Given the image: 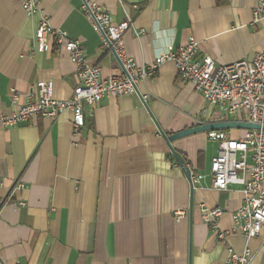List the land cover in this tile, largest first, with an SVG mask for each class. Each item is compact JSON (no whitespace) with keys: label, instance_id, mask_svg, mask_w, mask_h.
I'll list each match as a JSON object with an SVG mask.
<instances>
[{"label":"crops","instance_id":"obj_1","mask_svg":"<svg viewBox=\"0 0 264 264\" xmlns=\"http://www.w3.org/2000/svg\"><path fill=\"white\" fill-rule=\"evenodd\" d=\"M93 1L115 24L129 21L122 39L138 67L152 65L168 47L178 51L190 38L199 42L198 55L218 66L252 60L264 43V22L254 23L258 0ZM23 3L0 0V115L15 109L10 88L26 103L39 83H52L58 100L69 99L78 84L76 65L55 36L48 51H39L42 15L52 29L80 42L103 77L122 75L82 0H37L40 11L31 15ZM179 76L176 65L166 62L138 84V94L105 98L92 117L85 107L78 133L70 111L54 121L33 117L0 126V249L6 264H223L231 249L241 254L246 246L253 252L250 264H264L261 237L247 240L232 231L240 188L212 189L218 144L205 131L172 143L184 167L205 176L192 189L162 135L246 122L245 115L221 113ZM220 131L232 139L247 130ZM213 209L224 212L218 229L212 217L206 220Z\"/></svg>","mask_w":264,"mask_h":264},{"label":"built area","instance_id":"obj_2","mask_svg":"<svg viewBox=\"0 0 264 264\" xmlns=\"http://www.w3.org/2000/svg\"><path fill=\"white\" fill-rule=\"evenodd\" d=\"M23 7L28 15L40 11L37 0H24ZM81 8L93 28L104 37V45L117 56L122 75L103 77L100 67L88 63L80 42L70 39L63 31L52 29L49 18L42 15L36 35L39 51H48L49 37L55 36L58 43L69 51L70 59L76 65L78 84L69 99L58 100L53 97L52 83H39L26 96V103L21 102L22 95L16 89L10 88V100L15 109L10 115H0V126L16 127L33 117L54 121L70 111L73 114L74 133H78L84 125L85 107L92 117L103 99L138 94V84L154 76L166 62H173L179 77L193 84L206 103L221 113L235 115L242 111L247 123L264 125V43L252 60L218 66L211 57L201 58L198 55L199 42L190 38L178 51L168 47L157 55L152 65L138 67L127 56L122 39L130 28L129 21L115 24L111 14L93 0H82ZM260 22H264V0H258L254 10V23ZM140 96L144 102L147 101L148 95ZM207 136L209 141L218 144L209 174L212 189L229 191L234 185L240 188L243 196L241 207L232 214V231L242 234L247 240L261 237L264 246V130H247L243 137L232 139L227 131H210ZM185 168L189 169L188 166ZM204 177L203 174H191L189 181L192 189ZM223 214L221 209H213L206 220L212 217L215 220L214 228L218 229L216 221ZM182 216V213H177L178 219ZM225 235L219 233L218 237L225 239ZM243 249L241 254L231 249L223 264H250L253 252L248 246ZM0 264H6L1 249Z\"/></svg>","mask_w":264,"mask_h":264},{"label":"water","instance_id":"obj_3","mask_svg":"<svg viewBox=\"0 0 264 264\" xmlns=\"http://www.w3.org/2000/svg\"><path fill=\"white\" fill-rule=\"evenodd\" d=\"M232 129H246V130H264V125H257L247 122H218V123H210V124H204L197 127H192L191 129H186L184 131L175 133L173 135H166L165 132L162 133L163 137L165 138L167 144L169 145L171 149V153L174 156V158L178 161L180 166H182L185 170L187 178L190 180L191 177V171L189 169H186L183 165V161L181 157L178 156V153L174 150L172 147V143L175 142L178 139H181L183 137H186L188 135L200 133V132H210V131H220V130H231Z\"/></svg>","mask_w":264,"mask_h":264},{"label":"trees","instance_id":"obj_4","mask_svg":"<svg viewBox=\"0 0 264 264\" xmlns=\"http://www.w3.org/2000/svg\"><path fill=\"white\" fill-rule=\"evenodd\" d=\"M169 158L174 160V157H173V155H170V157H169Z\"/></svg>","mask_w":264,"mask_h":264}]
</instances>
